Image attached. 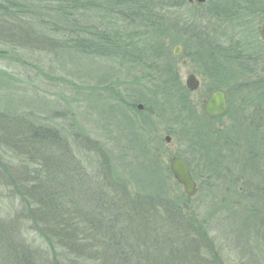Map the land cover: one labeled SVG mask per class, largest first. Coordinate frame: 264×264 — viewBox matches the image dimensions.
Segmentation results:
<instances>
[{
  "label": "rangeland",
  "instance_id": "obj_1",
  "mask_svg": "<svg viewBox=\"0 0 264 264\" xmlns=\"http://www.w3.org/2000/svg\"><path fill=\"white\" fill-rule=\"evenodd\" d=\"M209 1L226 2L205 0L201 4L194 0L179 10V20L171 26L178 32L179 44L164 46L166 58L163 60V65L167 61V68L174 72L176 84L173 89L161 88L163 92H157L154 97L156 82L152 80L153 75L146 67L140 70L129 64L130 53L118 54L128 60L126 64L118 57L98 58L88 50L82 52L65 46L67 40L59 35L49 33L42 37L38 34V24L29 31L22 28L18 32L14 24L0 19V113L30 117L58 132L69 143L82 178L85 180L90 175L98 181V175L104 171L125 180L132 175L131 170L141 168L140 162L148 165L138 151L127 153L129 142L131 144L133 140H130V130L126 126L127 121L133 120L136 124L134 133H138L148 153L153 155L149 161H157L158 175L167 176L168 180L166 201L152 206L154 212L147 209L146 216L140 212L135 218L151 227L153 224L149 223L157 220L159 228L173 232L174 236L188 238L198 248L206 247L204 254L208 260L201 261L208 264H264V246L258 245L255 249L250 242L252 234L248 230L243 232L238 220L220 219L223 213L217 212V204L226 198L215 194L220 184L210 180L206 163L190 139V132L197 124L204 126L202 103L213 89L210 87L216 84L205 71L212 59L202 58L200 52L196 54L197 45L202 43V47H209L211 56L217 57L214 60H222V55L229 59L222 60L224 63L221 61L223 68L219 79L220 89L226 92L228 113L214 121L205 120L206 127L202 130L209 132L214 141L221 137L217 145L222 146L217 147L221 150L213 170L239 177V163L233 158H240L241 152L245 155L236 146L238 142H245L247 130L254 134L252 144L264 153V101L261 100L264 94L256 85L264 79V41L259 33L264 27V0H234L232 13L225 17L214 15V3L209 5ZM79 23L83 43L90 41L102 45L96 43L98 39L94 34L102 33L99 26L106 25L107 21L101 24L87 15ZM126 30L131 34L138 29ZM74 39L76 36L70 37L71 41ZM176 46L180 47V52L174 55ZM240 51L249 56L250 62L238 59V54L242 56ZM189 75L199 81L198 89L193 92L185 86ZM135 85L140 86L141 102H135L137 96H131ZM137 105H142V109L137 110ZM136 110L139 114L134 113ZM223 135L233 143L230 150L227 142L222 140ZM166 137L169 142L165 141ZM5 151L7 161L4 162L16 178L15 172L21 168L19 159L7 149ZM120 156L122 167L118 163ZM174 158H181L187 165L196 184L194 197H187L172 176L169 163ZM110 163L116 173L106 168ZM77 180L76 176L70 185L76 188L74 182ZM71 189L68 192L77 191ZM21 194V188L0 190V225L5 230V239L10 244L16 243L13 247L20 243L29 245L31 254L26 256V264H77L71 259L73 248L52 237V226L46 220L33 219L29 215L36 208ZM233 201V197L228 198V202ZM165 207L169 211H164ZM201 236L206 237L207 242L201 240ZM190 256L194 259L204 257L191 252Z\"/></svg>",
  "mask_w": 264,
  "mask_h": 264
},
{
  "label": "trees",
  "instance_id": "obj_2",
  "mask_svg": "<svg viewBox=\"0 0 264 264\" xmlns=\"http://www.w3.org/2000/svg\"><path fill=\"white\" fill-rule=\"evenodd\" d=\"M212 2V13L224 17L232 13V5L235 6L234 0L209 1V5ZM186 6L187 0H0V19L14 24L18 32L22 28L29 31L35 27L34 24H38V34L42 37L49 33L59 35L67 40L64 41L65 46L82 52L88 50V53L98 58L118 57L126 64L128 60L118 54L130 53L129 64L138 69L146 67L153 75L152 80L156 82L153 86L154 97L163 92L161 88L173 89L176 84L174 72L167 68L169 63L165 61L163 65L166 58L164 46L179 44L178 32L173 27L179 20V10ZM87 15L101 24L107 21L106 25L99 26L102 33L94 34L98 39L95 42L102 45L80 40L82 29L79 22L84 21ZM133 28L138 30L127 34L126 29ZM72 36H76L73 41L70 40ZM195 39L201 42L199 38ZM200 44L197 45L196 54L200 52L202 58L212 59L210 67L205 70L211 82L216 83L210 88L220 89L222 85L219 79L223 68L220 63L229 59L222 55V60H214L217 57L211 56L209 47ZM241 55L238 54V59L250 62L249 56H244L243 52ZM256 85L264 94V79ZM139 87L135 85L131 91V96H137L135 102L142 101V95H138L141 93ZM261 100L264 101V97ZM136 111L134 113L139 114ZM203 119L206 123L207 119ZM205 123L204 126L197 124V128L193 127L190 139L206 163L210 180L220 184L215 194L226 198L217 201V212L223 213L220 219L238 220L239 228L252 234L250 242L254 248L264 246V168L261 169L264 166V153L259 151L255 143L252 144L254 134L247 130L245 142L236 144L239 152L244 151L245 155L241 152L240 158H233L239 163L238 179L230 174L224 175L221 171L216 172L213 166L218 162L222 145L217 144L221 137L214 141L209 132H202ZM127 124L125 122L130 130V140H133L131 144L129 142L127 153H130L129 150L130 154L138 151L148 165L140 162L141 168H135L133 172L131 170L132 175L128 179L124 177L125 180L112 174L109 176V171L98 175L100 181L90 175L84 180L69 143L58 132L30 117L0 113V190L21 188L22 198L28 199L31 206L36 208L29 215L33 219H44L52 226V237L73 248L71 259L77 264H208L207 261H201L208 260L204 254L206 247L198 248L188 238L174 236L173 232L159 228L157 220L149 223L153 224L151 227L135 218L140 212L146 216L147 209L154 212L152 206L166 201L164 197L168 194V180L167 176L158 175L157 161H149L153 155L148 153L138 133H134V121L129 120ZM223 136L222 140L227 142L230 150L233 143L226 135ZM6 149L19 159L21 168L15 172L18 174L16 178H13L12 169L4 162L7 161ZM122 162L120 156V167ZM106 168L116 173L111 163L108 166L106 164ZM76 176L78 180L74 183L77 187L74 188L70 181ZM210 187L214 188L212 185ZM70 188L77 191L72 194L68 192ZM134 194L136 197H131ZM232 197L234 201L228 202V198ZM164 209L169 211L167 207ZM154 223L157 226L155 228ZM1 227L0 264H26V256L31 254L29 245L20 243L13 247L16 243L10 244L5 239V230ZM200 239L205 241L206 237L201 236ZM190 252L204 257L194 259ZM63 253L67 256L66 252Z\"/></svg>",
  "mask_w": 264,
  "mask_h": 264
},
{
  "label": "water",
  "instance_id": "obj_3",
  "mask_svg": "<svg viewBox=\"0 0 264 264\" xmlns=\"http://www.w3.org/2000/svg\"><path fill=\"white\" fill-rule=\"evenodd\" d=\"M192 3L194 0H187ZM197 3H203L205 0H195ZM260 38L264 41V27L260 29ZM180 47L177 46L174 50V55L179 54ZM186 89L193 92L198 89L199 81L194 75H189L185 81ZM137 110L142 109V105H137ZM202 114L209 119H216L224 116L228 112V105L226 102V92L221 89L212 90L203 101ZM169 142V138H165ZM169 169L176 180V182L183 188L184 194L191 198L196 195V184L192 179L189 169L181 158H174L169 163Z\"/></svg>",
  "mask_w": 264,
  "mask_h": 264
},
{
  "label": "flooded vegetation",
  "instance_id": "obj_4",
  "mask_svg": "<svg viewBox=\"0 0 264 264\" xmlns=\"http://www.w3.org/2000/svg\"><path fill=\"white\" fill-rule=\"evenodd\" d=\"M210 120V119H209ZM214 120H216V119H211V121H214Z\"/></svg>",
  "mask_w": 264,
  "mask_h": 264
}]
</instances>
